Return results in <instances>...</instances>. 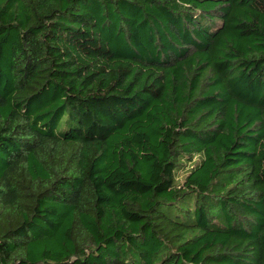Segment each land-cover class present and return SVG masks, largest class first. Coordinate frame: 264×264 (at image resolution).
<instances>
[{"label":"trees","instance_id":"trees-1","mask_svg":"<svg viewBox=\"0 0 264 264\" xmlns=\"http://www.w3.org/2000/svg\"><path fill=\"white\" fill-rule=\"evenodd\" d=\"M0 264H264V0H0Z\"/></svg>","mask_w":264,"mask_h":264},{"label":"rangeland","instance_id":"rangeland-1","mask_svg":"<svg viewBox=\"0 0 264 264\" xmlns=\"http://www.w3.org/2000/svg\"><path fill=\"white\" fill-rule=\"evenodd\" d=\"M195 161H196V159H194L192 161V163H194ZM187 171H188L187 166L181 167L180 170H179V172H178V174H177V179L180 180V181H182L183 178H184V176L186 175Z\"/></svg>","mask_w":264,"mask_h":264}]
</instances>
